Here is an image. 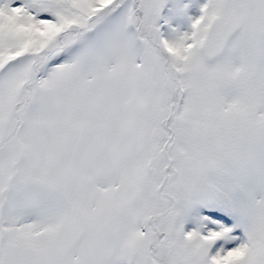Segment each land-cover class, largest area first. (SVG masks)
I'll return each mask as SVG.
<instances>
[{
	"label": "snow or ice",
	"instance_id": "1",
	"mask_svg": "<svg viewBox=\"0 0 264 264\" xmlns=\"http://www.w3.org/2000/svg\"><path fill=\"white\" fill-rule=\"evenodd\" d=\"M0 264H264V0H0Z\"/></svg>",
	"mask_w": 264,
	"mask_h": 264
}]
</instances>
